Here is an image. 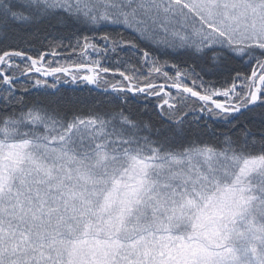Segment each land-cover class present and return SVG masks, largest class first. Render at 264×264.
Listing matches in <instances>:
<instances>
[{
    "label": "snow or ice",
    "instance_id": "obj_1",
    "mask_svg": "<svg viewBox=\"0 0 264 264\" xmlns=\"http://www.w3.org/2000/svg\"><path fill=\"white\" fill-rule=\"evenodd\" d=\"M0 264H264V0H0Z\"/></svg>",
    "mask_w": 264,
    "mask_h": 264
}]
</instances>
